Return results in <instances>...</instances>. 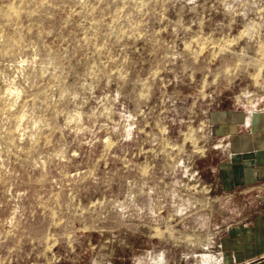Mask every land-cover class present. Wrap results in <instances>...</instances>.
Masks as SVG:
<instances>
[{"label":"rangeland","instance_id":"374dc122","mask_svg":"<svg viewBox=\"0 0 264 264\" xmlns=\"http://www.w3.org/2000/svg\"><path fill=\"white\" fill-rule=\"evenodd\" d=\"M94 2L0 0V264H137L154 249L199 264L194 256L204 247L218 254L235 205L219 197L210 172L225 138L214 127V112L264 106L259 47L241 38L253 22L264 23V0H172L164 23L150 26L161 43H137L143 55L134 56L132 77L146 76L172 55L173 42L183 53L186 40L203 53L199 67L215 55L207 65L213 73L237 60L241 69L219 79L204 71L179 81L161 73L145 115L113 85L111 108L99 125L85 120L77 129L69 121L72 130L48 135L36 127L39 111L34 117L26 111L31 102L20 81L29 78L30 62L39 66L45 49L59 44L58 36L80 24L87 28ZM178 23L191 30L180 29L177 38Z\"/></svg>","mask_w":264,"mask_h":264},{"label":"clouds","instance_id":"9594fccd","mask_svg":"<svg viewBox=\"0 0 264 264\" xmlns=\"http://www.w3.org/2000/svg\"><path fill=\"white\" fill-rule=\"evenodd\" d=\"M84 2L85 0H80V4ZM171 2L172 0H95L89 12L91 19L87 22V28L80 24L72 28L67 37L58 36L59 44L45 49L46 58L39 66L30 62L29 78H22L20 81V86L26 90L25 95L30 97L31 108L26 109L29 116L34 117L36 111H39L42 117L36 127L46 130L48 135L60 132L63 136L65 130H72V124L77 129L84 128L85 120L89 126L99 125V121L108 115L105 109L111 108L114 99L111 92L113 85L136 106L138 114L145 115L152 89L157 86V81L162 79L161 73L171 72L176 81H179L189 74L195 76L200 71H204L206 75H215L216 79H219L222 75H234L241 69L243 62L237 60L224 64L213 73L207 65L213 63L215 55L212 59L206 57L205 66L199 67L203 53L191 48L186 40L183 53L177 50L173 42L168 45L172 55L166 54L163 59L156 61L146 76L137 74L133 78L132 73L137 65L134 56L141 53L137 43L143 40L145 44H149L160 36V32L150 29V26L153 23H164L167 18L166 6ZM189 3L194 5L196 0H189ZM192 10L195 11V8ZM261 21H264V16ZM180 29L185 33L191 30L190 27L184 28L182 23H178L173 28L177 38ZM262 30L264 23L253 22L251 30L246 29L241 38L247 37L249 43L254 41L258 45V54L261 62H264ZM160 31H167V28ZM155 43L160 44L161 41L155 39ZM208 48L210 53H215L211 42ZM156 54L155 50L149 53L150 56ZM177 60L183 61V64L176 68L170 67L176 64ZM244 69L246 70L247 66H244ZM129 87L131 91L125 93ZM93 101L96 103L90 108L89 105ZM28 103L26 100L25 104ZM61 117L65 120L63 125L59 124ZM69 121L72 124H69ZM33 123L35 124L34 120ZM157 127H160L159 123ZM96 130L92 128L93 132ZM103 206L101 202L99 207L103 209ZM89 211L95 212L94 209ZM80 214L82 215V210Z\"/></svg>","mask_w":264,"mask_h":264},{"label":"crops","instance_id":"0c3cea01","mask_svg":"<svg viewBox=\"0 0 264 264\" xmlns=\"http://www.w3.org/2000/svg\"><path fill=\"white\" fill-rule=\"evenodd\" d=\"M219 108L214 112V127L231 149L218 153V163L210 172L216 176L219 197L235 205L232 220L225 223L218 238V251L223 264H264V106ZM204 250L194 256L199 264H220L210 245ZM190 258L154 249L137 264H189Z\"/></svg>","mask_w":264,"mask_h":264},{"label":"built area","instance_id":"2783aa9c","mask_svg":"<svg viewBox=\"0 0 264 264\" xmlns=\"http://www.w3.org/2000/svg\"><path fill=\"white\" fill-rule=\"evenodd\" d=\"M250 97V96H248ZM245 122H248V116L245 117ZM218 149H220L222 152H229L231 149V143L226 140V138H222L218 141ZM218 257L220 258V264H223V258L221 256V252H217Z\"/></svg>","mask_w":264,"mask_h":264},{"label":"bare ground","instance_id":"6f19581e","mask_svg":"<svg viewBox=\"0 0 264 264\" xmlns=\"http://www.w3.org/2000/svg\"><path fill=\"white\" fill-rule=\"evenodd\" d=\"M212 262V261H211Z\"/></svg>","mask_w":264,"mask_h":264}]
</instances>
